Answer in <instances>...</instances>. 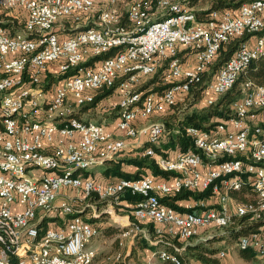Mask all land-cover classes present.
<instances>
[{
    "label": "built area",
    "instance_id": "2783aa9c",
    "mask_svg": "<svg viewBox=\"0 0 264 264\" xmlns=\"http://www.w3.org/2000/svg\"><path fill=\"white\" fill-rule=\"evenodd\" d=\"M120 0H0V12H24L21 32L11 34L0 18V264H108L97 260L91 241L99 229L80 212L93 207L92 215L114 213L129 197H136L130 218L118 227L113 262H123L124 242L145 237L141 226L150 223L157 238L189 241L202 230L224 229L232 218L264 216V83L245 80L232 114L209 129L186 126L192 148L173 158L156 156L166 130L162 123L135 125L154 113L172 108L190 94L207 75L202 90L206 106L229 91L238 76L257 57L264 55V0L242 2L234 14L211 10L197 21L185 0H131L125 12ZM85 27L60 39L63 24ZM128 26L122 23V17ZM261 32L262 35H261ZM246 38L211 76L210 66L231 40ZM119 48L105 57L111 49ZM194 54L185 66L179 50ZM104 56V57H102ZM86 66L84 63L97 58ZM56 64L62 79L47 102L42 79ZM164 65L161 94L141 100L137 88ZM213 78V79H212ZM120 93L116 129L126 138L144 137L147 147L139 158H154L160 171L174 173L170 184L152 176L119 178L102 185L84 173L125 148L103 125L73 116L90 104L94 93L116 85ZM260 118V120H258ZM55 134L57 136L55 137ZM79 137L76 138L75 135ZM250 186L252 197L229 210L230 192ZM210 189L215 203L192 201L178 212L160 202L181 191ZM59 198V201L56 200ZM93 198L95 204H90ZM104 202V210L97 203ZM47 214L62 215L57 229L39 228ZM235 247L264 260V227L238 236ZM152 253L154 259L183 264L180 249ZM220 256L223 253L220 252Z\"/></svg>",
    "mask_w": 264,
    "mask_h": 264
},
{
    "label": "trees",
    "instance_id": "16d2710c",
    "mask_svg": "<svg viewBox=\"0 0 264 264\" xmlns=\"http://www.w3.org/2000/svg\"><path fill=\"white\" fill-rule=\"evenodd\" d=\"M249 0H212L207 4V8L201 9V10H193V13L195 15V18L197 21H203L209 12L211 10H223L227 8H234L238 7L239 4L242 2H246ZM198 3V0H185V4L187 5L188 8L194 7ZM5 14L0 12V18H4ZM22 17V16H21ZM23 19V17H22ZM122 23L126 26H128V22L125 19V17H122ZM2 25L7 28L11 34L21 32L23 30V23H17L16 21H11L7 17H5L4 21L2 22ZM85 27V26H84ZM83 26L78 25H67L63 24L60 26V31L62 32H70L73 30H82L84 29ZM263 32H261L262 35ZM246 38H239V39H234L231 40L227 45L224 46V48H221L220 51L217 53L215 59L213 60L210 70L212 72H215L234 52V50L237 48V45L244 41ZM119 48L111 49L109 53L105 55L111 56L113 55L116 51H118ZM104 57V56H102ZM102 57H97L94 58L86 63H84L82 66H86L90 64L93 61L99 60ZM57 68V67H56ZM166 68L164 65L160 66L156 72L148 77V80L144 83H141V85L137 88V92L141 93V100L143 99L144 96L147 94L151 93H157L161 94L163 93L167 88L170 87L171 84L165 83L163 81V78L166 75ZM71 72L61 74L58 76L56 79H63L67 76H69ZM211 75V74H210ZM209 78V75L204 77V79L190 91L189 94V100L187 101V104H185L184 109H188V106H192L197 101L201 98V92L204 89L207 80ZM52 78L49 79V81ZM241 79H243L241 81ZM245 80H251L255 84H263L264 83V55H261L254 59L248 67L244 70L243 73H241L238 78L236 79L234 85L232 88L227 91L225 94L220 96L219 98L216 99L215 103L211 106H206L205 109L202 111H191L189 114H185L184 118L180 120L178 123V127L180 131L182 130V134H173L171 137H173L174 144H178L180 146V149L182 151L187 150L188 148H192L191 140L190 138L186 137L184 134V128L186 126H194L197 128L201 129H209L212 127L217 120H224L227 119L229 116L232 114V104L237 101L241 97V84ZM241 81V83H240ZM240 83V84H239ZM239 85V86H238ZM117 84L114 85L112 88L109 89H101L98 90L97 92L94 93V99L93 101L88 104L84 105L78 108L77 113L73 114L74 117L77 119H80L79 113H84L91 111L96 108V106L105 99L107 96H109L112 91L116 88ZM112 112H115V114H118L119 111L117 108L113 109ZM172 139V138H171ZM159 148V146H158ZM158 148L156 152H158ZM126 163L128 165H132L139 169H148L152 175H159L163 178H168L169 175L172 173H167L160 171L158 167L155 164L154 160H151L150 158H136V159H130L126 160ZM112 171L115 176L120 177V178H125V179H135L139 177V171L135 173L134 176L130 174H125L121 173L117 169H110L108 172ZM249 194L250 197H252V190L250 186H244L243 189H241L239 192H230L229 194L233 196V194L236 196L241 194ZM211 198V192L210 189L207 190H196V191H181L176 194H171L167 196H163L160 198V202L163 203L164 205L174 209L175 211L178 212H183L186 211L185 208H181L178 206L176 203L180 201H198V200H208ZM131 202H135L137 200L136 197H127ZM240 199V198H239ZM249 200V199H248ZM242 201H247V199H243ZM241 202V201H240ZM97 205V204H96ZM55 214H47L41 221L47 220V218L53 216ZM106 215H99L96 220L100 221V219L105 218ZM262 227H264V216L263 218L259 220L253 219L251 216L246 215L242 216L239 218H232V223L222 229L221 232L216 233L212 235L211 237L206 238L205 240L199 242V243H188V244H183V241L175 240L174 243L177 245V247L180 249L179 253V258L183 263V257L184 258H190V260L197 261L201 264H221L220 260L216 257V254L218 253L219 249L214 248V244L217 243L219 240L224 239L228 243H233L238 236L245 235L251 232H256L260 230ZM148 232L152 233L153 229L150 226L148 228ZM138 245L141 247V249H148L149 253L153 252L155 253L156 251L164 250L168 252H172L171 247L169 243H166L164 241H158L156 244H150L147 240H140L138 241ZM239 257L243 259L246 262H251L253 261L256 256L254 253L250 251H239ZM111 264H125L124 262H112ZM184 264V263H183Z\"/></svg>",
    "mask_w": 264,
    "mask_h": 264
},
{
    "label": "crops",
    "instance_id": "0c3cea01",
    "mask_svg": "<svg viewBox=\"0 0 264 264\" xmlns=\"http://www.w3.org/2000/svg\"><path fill=\"white\" fill-rule=\"evenodd\" d=\"M130 1L131 0H120L119 9H120L121 12H125V10L127 9L128 4L130 3ZM199 1L201 2L200 6L199 5L198 6L195 5L194 7H192L193 10H201V9L207 8V4L209 2H211L212 0H208V1H205L203 3H202V0H198V2ZM223 10H229V11H231V12H233L235 14L237 12V6L234 7V8H227V9H223ZM4 14H5V16H4V18H2V21H4L5 17H7L11 21L14 20L17 23L20 22V23L24 24L25 17H24V12L23 11L12 10V11H8V12H4ZM21 16L23 17V19H22ZM67 25H69V24H67ZM82 26L83 27L84 26L85 27H94V26H96L95 18L93 16H90V20L88 22L82 24ZM76 31L77 30H75L74 32H73V30H71L70 32H60L59 33V37H60V39H63V38L72 36V35H74V33H76ZM179 56H180V58H181V60H182V62H183V64L185 66H188V65L191 66L194 63V54H193V52L181 49V50H179ZM59 75H61V74L57 71L56 64H50L48 66L47 71L43 75L42 87H43V90L45 92V100L47 102L52 98L55 88L58 85L61 84L62 79H56V78H58ZM213 75H214V72H212L211 76H213ZM148 77L143 78L142 83L146 82L148 80ZM214 77H215V75L213 76V78ZM50 78H52V79L49 81ZM118 92H119L118 89L115 88L112 91V93L109 96H107L105 99H107V98H109L111 96H114V95L118 98L120 96V93H118ZM151 94H157V93H151ZM105 99H103L102 101H104ZM188 100H189V95H188V97L187 96H183V97L179 98L176 101L175 105L172 108H166L162 113H154L147 120H137L134 123L135 125H143V124L147 125V124L151 123L150 118H152L153 116H158V115H160V116H168V121H169L168 124H170L172 126V128H171V130L165 132V134L163 135L162 141H161V143L159 145V148H158L159 151L156 152V156H160V157H163V158H173L175 154L181 153V152H185V151L191 149V148H188L187 150L182 151L178 144L172 145L174 140H173V137H171V135H173V134L183 135L182 134L183 133L182 130L180 131V129L178 127V123L180 122V119L178 117H176V113L174 112V110L177 108V106H179V107L183 106L182 108H184V106H185V104L187 103ZM200 100L204 101V103H205L207 98L204 95L201 94V98L199 99V101ZM102 101H100V102H102ZM118 101H119V99H118ZM193 106L194 105H192L190 108H192ZM205 107H206V103H205ZM96 108H97V106H96ZM190 108H189V110H190ZM195 111H198V110H195ZM117 120H118V114L116 115V118L111 122V125L110 124H104V122L99 123V124L103 125L104 129L106 131L110 132L114 139L123 140L124 143H125V148L122 151L117 152L116 154L111 156V158L105 160L103 162L102 166L94 168L93 170H91L89 172H85L84 173V177L85 178H90V179H92V181L94 183H99V184H102V185L114 183L120 177L115 176L113 173H111L112 171H110V172H108V171L110 169H114L115 168L118 171H120L121 173L130 174L132 176H134L135 173L137 171H139L140 172L139 173V177L152 176L155 180H157L159 182H165L167 184H170L172 182V179H173L174 175H175L174 173L169 175L168 178H163V177H161L159 175H156V176L152 175L151 172L148 169H139V170H137L136 167H134L132 165H128L126 163V160L138 158L139 153H141L142 150L144 148H146L148 145H147V141H146V139L144 137H139V138H134V139L124 137L123 134L116 129L115 124H116ZM258 120H260V118H258ZM56 136H57V134H55V137ZM75 137L78 138L79 136L76 134ZM151 160H155V159L151 158ZM240 201L241 200L238 198V195L235 196L233 194V196H232V195L229 194V200H228L229 210L233 211L235 205H237ZM190 202H192V201H187L186 200V201L177 202L176 204L178 206H180L181 208H186V206ZM207 202L209 204H214L215 200H214V198H209L207 200ZM89 203L92 205V204H95L96 202H95V200H93V198H90L89 199ZM101 203L105 205L104 202H101ZM98 206H97V208H99ZM132 206H133V202H131L128 199H126L125 202L120 207L117 208V211H123L124 210L126 212V214L124 216H128L130 218L131 212H132ZM92 208L91 207H85V209L80 212V215L85 220L89 221L92 225L97 226L98 229H100L99 228L100 223L96 220L97 217L92 215V210H93ZM102 208H104V207H101L99 209L102 211L103 210ZM103 214H105V213H103ZM113 217H115V216L113 215ZM62 219H63L62 215H59V216L53 215V216L47 218V220L41 221L40 224H38V226L42 230H45V229H57V228H59L61 226ZM48 225H50V226H48ZM150 226L154 230V226L152 224H150V223H143L142 224L141 228L144 231L145 237H143V236L141 237L140 236V237H138L137 241L147 240L148 242H150V244H156L158 241H164L166 243H169L170 245H172V244L176 245L174 243L175 240L174 239L172 240L168 236H163L162 238L159 239V238L154 236L153 231H152V233H149L148 232V230H149L148 228ZM217 230H218L217 233L222 231V229H217ZM214 234H216L215 233V229L214 228H208V229L200 231L198 233V235L195 236L192 239L196 238L197 241H203L206 238L211 237ZM133 239H130L131 241L129 242V245L134 243ZM192 239H190V240H192ZM218 242L219 243H224L225 245H228L230 248H232L235 251L234 252L235 254L239 253V250L234 249L235 241L233 243H228L227 241H224V239H221ZM137 244H138V242H137ZM183 244L184 245L188 244V241L183 242ZM142 250H144L145 252H149L148 249H142ZM116 251H117V248H116V250L114 252H116ZM160 251H163V250H160ZM160 251H156V252H160ZM220 252L223 253V256L219 255ZM152 253L153 252L149 253V255H151ZM123 256H124L123 262L125 264L133 261L132 260L133 256L131 254L129 255L128 251L125 254H123ZM147 257H149V256H147ZM216 257L220 260L221 264H230L229 261L228 262H222L221 259L224 258V252L221 249H219L218 253L216 254ZM96 259L100 260L102 258H99V255L97 254V258ZM187 261H188V258H187ZM255 261L256 262L259 261V258H255L253 261L247 262V264H254ZM195 262H197V261H195ZM161 263L169 264L168 262H161ZM183 263H185L184 259H183ZM153 264H154V262H153Z\"/></svg>",
    "mask_w": 264,
    "mask_h": 264
},
{
    "label": "rangeland",
    "instance_id": "374dc122",
    "mask_svg": "<svg viewBox=\"0 0 264 264\" xmlns=\"http://www.w3.org/2000/svg\"><path fill=\"white\" fill-rule=\"evenodd\" d=\"M205 1H208V0H202V3ZM238 1L239 0H237V2ZM200 4H201V2L199 1L196 5L200 6ZM242 80L243 79H241V81ZM241 81H240V83H241ZM119 97L117 98L115 95L111 96V97L105 99L104 101L100 102L97 105L96 109H93L91 111L84 112V113H79L78 117L81 118V120H88V121H93L96 123L104 122V124H110L111 125V122L116 118V115H117V114H115V112H112L113 106L116 105V102L118 101ZM197 102L198 103H195L192 108H190V106H188L187 107L188 109L182 108L183 106H181V107L177 106V108H176L177 110L176 109L174 110V112L176 113V117H178L180 120H182L184 118L185 114H189L191 111H195V110H198V112H200L206 108L204 101L198 100ZM189 108H190V110H189ZM150 120H151V123L152 122L162 123L166 132L171 130V128H172V126L170 124H168V122H169L168 116H160V115L153 116L152 118H150ZM161 141H162V139H161ZM161 141H160V143H161ZM239 198L241 201L245 198L248 200V199H250V196H249V194L244 193V194L239 195ZM58 201H59V198L56 200V202H58ZM97 206L99 208H101L104 206V204L98 203ZM114 213L116 215H118L119 217H125L124 215L126 214V212L124 210L123 211L114 210ZM102 215H106V217L103 219H100V221H98L100 223V226L98 225L100 228L99 229V236L94 238L90 244L92 247H94L96 249V252L99 255V258H105L107 260L108 264H111L113 262L112 261L113 253L117 248L116 237H117L119 229H118L117 223H115L112 215H109L107 213H105V214L102 213ZM116 221H118V220H116ZM48 226H50V225H48ZM217 232H218V230L215 229V233H217ZM137 240H138V237L137 236L134 237V239H133L134 243L131 245H129V242L131 241L130 239L125 240L123 248L120 251L122 254H125L128 251L129 255L131 254L133 256L132 257L133 261H131L127 264H145L147 262V260H146L148 258L147 256H150L149 252H145L144 250L141 249V247L137 244V242H138ZM199 242H201V241H197L196 238L188 241V243H199ZM214 248L221 249L224 252V258L221 259L222 262H228L229 261L230 264H247V262H245L243 259H241L239 257V255H238L239 253L235 254L234 253L235 251L232 248H230L228 245H225L224 243H219V242L215 243ZM234 249L237 250L236 247H234ZM183 259L185 262L184 264H201L199 262L198 263L195 262L194 260H190L189 257H188V261H187V258L183 257ZM154 264H165V263H161L158 259H154ZM254 264H264V261L259 259V261H257V262L255 261Z\"/></svg>",
    "mask_w": 264,
    "mask_h": 264
},
{
    "label": "bare ground",
    "instance_id": "6f19581e",
    "mask_svg": "<svg viewBox=\"0 0 264 264\" xmlns=\"http://www.w3.org/2000/svg\"><path fill=\"white\" fill-rule=\"evenodd\" d=\"M114 218V220H118V221H120L122 224H125L126 222H125V219L124 218H119V217H113Z\"/></svg>",
    "mask_w": 264,
    "mask_h": 264
}]
</instances>
